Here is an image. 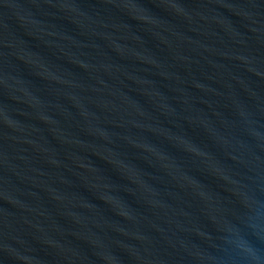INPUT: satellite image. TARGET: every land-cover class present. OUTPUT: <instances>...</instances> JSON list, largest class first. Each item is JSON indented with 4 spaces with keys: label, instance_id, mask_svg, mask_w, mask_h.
Here are the masks:
<instances>
[{
    "label": "water",
    "instance_id": "water-1",
    "mask_svg": "<svg viewBox=\"0 0 264 264\" xmlns=\"http://www.w3.org/2000/svg\"><path fill=\"white\" fill-rule=\"evenodd\" d=\"M0 264H264V0H0Z\"/></svg>",
    "mask_w": 264,
    "mask_h": 264
}]
</instances>
